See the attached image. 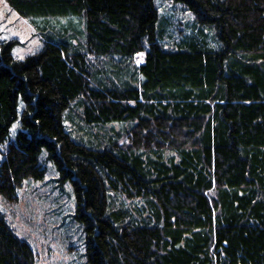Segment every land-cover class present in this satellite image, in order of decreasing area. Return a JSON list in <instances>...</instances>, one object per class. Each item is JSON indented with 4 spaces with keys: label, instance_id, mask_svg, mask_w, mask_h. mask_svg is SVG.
Here are the masks:
<instances>
[{
    "label": "trees",
    "instance_id": "16d2710c",
    "mask_svg": "<svg viewBox=\"0 0 264 264\" xmlns=\"http://www.w3.org/2000/svg\"><path fill=\"white\" fill-rule=\"evenodd\" d=\"M5 1L44 43L20 59L0 41V193L50 160L87 264H264V0H173L194 18L175 47L154 0ZM33 260L0 211V264Z\"/></svg>",
    "mask_w": 264,
    "mask_h": 264
},
{
    "label": "rangeland",
    "instance_id": "374dc122",
    "mask_svg": "<svg viewBox=\"0 0 264 264\" xmlns=\"http://www.w3.org/2000/svg\"><path fill=\"white\" fill-rule=\"evenodd\" d=\"M154 3L159 21L164 25L161 42L166 46L175 47L191 32L193 15L180 2L154 0ZM58 21L64 24L67 22L63 18ZM42 22L41 20L39 23L45 25L43 29L47 34H50L49 30L58 29L53 20ZM206 32L211 34L209 30ZM0 41L12 42L11 53L20 59L39 51L44 43L42 31L36 24L19 15L5 0H0ZM72 43H75L74 39ZM143 56L144 51H141L128 60L131 73L135 66L143 61ZM20 106L21 102L18 110ZM64 124L74 138L87 141L83 124L66 117ZM120 126V123L112 122L104 125L102 130L109 131L113 128L117 131ZM98 127H93V131L98 130ZM19 128L18 118L10 126L8 140L14 139ZM42 162L46 168L42 178H28L22 181L13 198H7L0 193V211L13 232L30 245L33 264H87L84 256V231L73 216L75 196L71 183L69 180H60L59 172L50 160L44 159ZM140 201L123 198L120 203L133 210L134 205H142Z\"/></svg>",
    "mask_w": 264,
    "mask_h": 264
},
{
    "label": "snow or ice",
    "instance_id": "6c2138e0",
    "mask_svg": "<svg viewBox=\"0 0 264 264\" xmlns=\"http://www.w3.org/2000/svg\"><path fill=\"white\" fill-rule=\"evenodd\" d=\"M13 127H15V125Z\"/></svg>",
    "mask_w": 264,
    "mask_h": 264
}]
</instances>
